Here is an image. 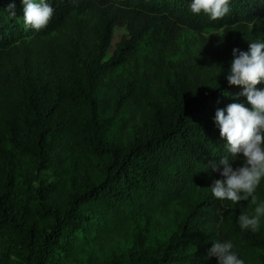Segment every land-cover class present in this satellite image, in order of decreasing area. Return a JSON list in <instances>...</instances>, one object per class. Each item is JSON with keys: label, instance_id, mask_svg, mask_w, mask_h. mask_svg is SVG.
<instances>
[{"label": "trees", "instance_id": "1", "mask_svg": "<svg viewBox=\"0 0 264 264\" xmlns=\"http://www.w3.org/2000/svg\"><path fill=\"white\" fill-rule=\"evenodd\" d=\"M46 2L54 12L37 31L24 24L23 4L0 0V237L15 238L20 264H59L68 245L76 251L89 235L106 238L111 227L145 212L168 219L157 247L104 264H218L209 256L217 241H231L244 264H264V216L255 232L238 222L257 205L217 199L210 188L222 179L212 163L225 155L233 168L244 162L227 153L215 113L231 103L250 107L227 76L233 48L264 42V0H229V13L217 20L191 12L192 0ZM9 3L15 16L5 10ZM119 26L126 32L108 58ZM184 27L201 34L207 77L191 94L167 88L165 102L153 106L150 131L125 145L108 139L101 100L107 75L151 36L174 38ZM208 29L214 32L205 36ZM256 87L264 90V81ZM19 120L30 133L26 145ZM7 140L29 153L39 172L58 150L67 198L54 180L29 185L21 201L14 175L1 166ZM254 195L264 203V178Z\"/></svg>", "mask_w": 264, "mask_h": 264}, {"label": "rangeland", "instance_id": "2", "mask_svg": "<svg viewBox=\"0 0 264 264\" xmlns=\"http://www.w3.org/2000/svg\"><path fill=\"white\" fill-rule=\"evenodd\" d=\"M22 4V0H14ZM126 30L116 27L110 58ZM214 30H206L209 36ZM49 39V38H47ZM206 54L201 34L182 28L174 38L168 33L151 36L141 44L132 56L117 66L105 78L106 91L102 93L104 133L122 145L130 143L137 135L148 132L154 126L153 106L167 99V88L184 89L191 94L199 82L207 77ZM19 137L25 144L29 130L19 120ZM23 124V125H22ZM26 145V144H25ZM2 167L5 173L14 175L15 194L24 201L32 188L54 183L60 188L62 198L68 196L66 176H59V160L53 157L52 166L37 171L34 158L27 152L13 148L9 140L3 148ZM54 154V153H52ZM67 161V159H66ZM41 221V220H40ZM168 224L164 216L153 213L137 214L131 222L110 228L107 237L89 235L85 245L76 251H60L56 256L59 264H104L113 257L128 259L147 248H155ZM82 235V234H81ZM19 245L12 236L0 237V264H20Z\"/></svg>", "mask_w": 264, "mask_h": 264}, {"label": "clouds", "instance_id": "3", "mask_svg": "<svg viewBox=\"0 0 264 264\" xmlns=\"http://www.w3.org/2000/svg\"><path fill=\"white\" fill-rule=\"evenodd\" d=\"M22 4L24 24L34 30H41L52 18L54 9L46 0H22ZM5 10L15 16V3H9ZM190 10L197 14L203 11L210 19L217 20L229 13V0H192ZM232 56L227 81L243 87L240 95L247 98L250 107L231 103L226 109H217L215 123L221 139L226 141L227 153L232 157L242 154L244 162L233 168L229 156L225 155L218 164L212 163L210 167L218 171L222 179L214 180L210 188L213 196L220 200L238 203L250 198V203L257 205L254 214H241L238 222L241 229L255 232L260 217L264 216V203L258 204L254 195L264 178V90L256 87L264 81V42H250L247 51L233 48ZM232 249L231 241H217L209 250V256L217 257L218 264H244Z\"/></svg>", "mask_w": 264, "mask_h": 264}]
</instances>
